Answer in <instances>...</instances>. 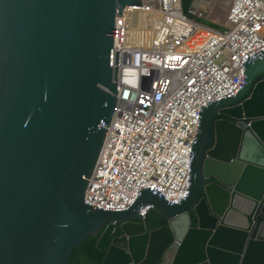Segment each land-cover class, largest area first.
Here are the masks:
<instances>
[{
    "label": "water",
    "instance_id": "95a60500",
    "mask_svg": "<svg viewBox=\"0 0 264 264\" xmlns=\"http://www.w3.org/2000/svg\"><path fill=\"white\" fill-rule=\"evenodd\" d=\"M139 4L0 0V264H67L98 232L101 264H264V53L204 109L188 198L85 202L118 103L115 18Z\"/></svg>",
    "mask_w": 264,
    "mask_h": 264
},
{
    "label": "built area",
    "instance_id": "2783aa9c",
    "mask_svg": "<svg viewBox=\"0 0 264 264\" xmlns=\"http://www.w3.org/2000/svg\"><path fill=\"white\" fill-rule=\"evenodd\" d=\"M218 1L194 0L185 12L182 0H140L115 18L118 103L88 204L125 210L145 189L188 198L204 108L238 95L264 53V0H232L227 32L204 23Z\"/></svg>",
    "mask_w": 264,
    "mask_h": 264
},
{
    "label": "trees",
    "instance_id": "16d2710c",
    "mask_svg": "<svg viewBox=\"0 0 264 264\" xmlns=\"http://www.w3.org/2000/svg\"><path fill=\"white\" fill-rule=\"evenodd\" d=\"M185 12L192 6L194 0H182ZM101 232L89 235L72 252L67 264H101L105 252L97 248Z\"/></svg>",
    "mask_w": 264,
    "mask_h": 264
},
{
    "label": "rangeland",
    "instance_id": "374dc122",
    "mask_svg": "<svg viewBox=\"0 0 264 264\" xmlns=\"http://www.w3.org/2000/svg\"><path fill=\"white\" fill-rule=\"evenodd\" d=\"M213 1L215 2L216 0H213ZM228 1H230V0H219V2L223 5L220 8H217L215 10V13L212 14V16H211L212 20H215V21L220 20L223 23L225 22L227 11L229 10L230 5H231ZM213 4L217 5L215 3H213ZM224 14H225V16H224Z\"/></svg>",
    "mask_w": 264,
    "mask_h": 264
},
{
    "label": "clouds",
    "instance_id": "9594fccd",
    "mask_svg": "<svg viewBox=\"0 0 264 264\" xmlns=\"http://www.w3.org/2000/svg\"><path fill=\"white\" fill-rule=\"evenodd\" d=\"M230 4L232 3V0H230V1H228ZM227 2V3H228ZM230 8H231V5H230ZM230 8H229V10H230ZM229 10L227 11V14H226V21L223 23H218V22H215L214 20H212V19H210L211 21H213L215 24H216V26H211V27H213V28H216V29H219L220 31H221V29H220V27H225L226 29H227V31H228V14H229ZM208 20V19H207ZM205 21V20H204ZM205 23V22H204ZM206 24V23H205ZM210 26V25H209ZM226 31V32H227ZM260 56H262V55H259L258 57H260ZM256 59V58H255ZM255 59H253L252 61H254ZM251 61V62H252ZM246 75H247V69H246ZM247 78H248V76H247ZM117 80H118V78H117ZM247 82V81H246ZM246 86V85H245ZM244 89V88H243ZM242 89V90H243ZM241 93V92H240ZM239 93V94H240ZM237 96V95H236ZM231 98V97H230ZM225 99H227V98H225ZM223 100V99H222ZM221 101V100H220ZM217 102V101H216ZM214 103V102H213ZM205 109V108H204ZM204 112V111H203ZM203 115V114H202ZM201 125H202V123H201ZM200 130H201V128H200ZM199 133H200V131H199ZM199 135V134H198ZM198 138V137H197ZM99 160V159H98ZM98 163V162H97ZM192 166H193V163H192ZM95 170V169H94ZM94 172V171H93ZM93 174V173H92ZM192 180V179H191ZM145 190H147V189H145ZM86 193V192H85ZM156 193V192H155ZM161 195V194H160ZM140 196V195H139ZM162 196V195H161ZM164 197V196H163ZM139 198V197H138ZM166 198V197H165ZM169 200V199H168ZM136 201V200H135ZM169 201H171V200H169ZM86 202V201H85ZM171 202H173V201H171ZM87 203V202H86ZM174 203H176V202H174ZM151 205V207L153 206L152 204H150ZM149 206V205H148ZM144 207H146V206H144ZM100 208V207H99ZM143 208V207H142ZM142 208H141V210H142ZM104 209V208H103ZM128 209V208H127ZM151 209V208H150ZM149 209V210H150ZM107 210H110V209H107ZM141 210H140V214H141ZM120 211V210H119ZM149 212V211H148ZM147 212V213H148ZM147 215V214H146ZM142 216V215H141ZM142 217H145V216H142Z\"/></svg>",
    "mask_w": 264,
    "mask_h": 264
},
{
    "label": "bare ground",
    "instance_id": "6f19581e",
    "mask_svg": "<svg viewBox=\"0 0 264 264\" xmlns=\"http://www.w3.org/2000/svg\"><path fill=\"white\" fill-rule=\"evenodd\" d=\"M217 5H214V4H212L211 5V12H210V18H211V16H212V14H214L215 13V10L217 9V8H220L223 4H221L219 1L216 3ZM224 16H225V14H224ZM218 19V18H217ZM215 21V20H214ZM215 22H218V23H222L220 20L219 21H215ZM179 201V200H178Z\"/></svg>",
    "mask_w": 264,
    "mask_h": 264
}]
</instances>
